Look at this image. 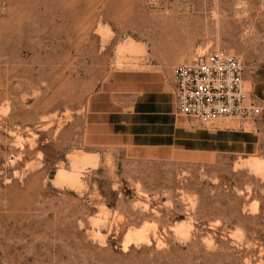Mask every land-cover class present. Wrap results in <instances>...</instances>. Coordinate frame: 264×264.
<instances>
[{
    "label": "rangeland",
    "instance_id": "374dc122",
    "mask_svg": "<svg viewBox=\"0 0 264 264\" xmlns=\"http://www.w3.org/2000/svg\"><path fill=\"white\" fill-rule=\"evenodd\" d=\"M212 51L264 104V0H0V264H264V110L182 116L228 135L207 153L132 148L100 115Z\"/></svg>",
    "mask_w": 264,
    "mask_h": 264
},
{
    "label": "built area",
    "instance_id": "2783aa9c",
    "mask_svg": "<svg viewBox=\"0 0 264 264\" xmlns=\"http://www.w3.org/2000/svg\"><path fill=\"white\" fill-rule=\"evenodd\" d=\"M173 100L176 113L199 126L213 121H247L260 116L264 104L243 89V66L223 51L195 57L173 70Z\"/></svg>",
    "mask_w": 264,
    "mask_h": 264
},
{
    "label": "crops",
    "instance_id": "0c3cea01",
    "mask_svg": "<svg viewBox=\"0 0 264 264\" xmlns=\"http://www.w3.org/2000/svg\"><path fill=\"white\" fill-rule=\"evenodd\" d=\"M171 96L162 93L140 95L129 105L101 112L100 115L114 138L135 149L187 148L188 151L199 153L217 149L216 138L228 135L224 131L206 129H202L204 133L189 134L191 131L186 129L184 119L175 110L173 85Z\"/></svg>",
    "mask_w": 264,
    "mask_h": 264
},
{
    "label": "bare ground",
    "instance_id": "6f19581e",
    "mask_svg": "<svg viewBox=\"0 0 264 264\" xmlns=\"http://www.w3.org/2000/svg\"><path fill=\"white\" fill-rule=\"evenodd\" d=\"M129 49H132L133 48V53H135V55H141V54H144L143 52V48L140 47V46H137L136 44H134V42H129L127 44V46H125ZM125 47H122L121 49L125 48ZM48 108V107H47ZM57 113V112H56ZM49 116V115H48ZM16 117V116H15ZM43 117V116H42ZM54 118V117H53ZM24 125V124H23ZM97 159V158H95ZM87 160V157H81L80 159H78L76 162H82V163H85ZM246 165L247 167L251 170V171H256L258 170L259 168H261L262 166V163L259 162V161H256V160H251V161H248L246 162ZM80 166H83V165H80ZM57 178H60V179H65L67 182H70V183H74L77 181V177L76 176H73V174L71 173H66V172H58L57 174ZM134 208V207H133ZM147 208V207H146ZM153 223V222H152ZM158 223V222H157ZM158 225V224H157ZM148 227V226H147ZM155 227V226H153ZM131 229V228H130ZM154 229V228H153ZM145 234V233H144ZM142 235V234H141ZM145 238V237H144ZM144 242V241H143ZM148 243V242H147ZM142 245V244H141ZM210 248V247H209ZM208 251V250H207Z\"/></svg>",
    "mask_w": 264,
    "mask_h": 264
}]
</instances>
